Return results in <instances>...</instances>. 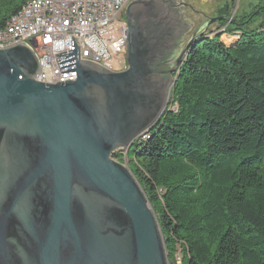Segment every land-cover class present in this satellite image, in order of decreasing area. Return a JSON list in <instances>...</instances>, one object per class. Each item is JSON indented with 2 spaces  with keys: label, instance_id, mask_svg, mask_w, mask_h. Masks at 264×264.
I'll return each instance as SVG.
<instances>
[{
  "label": "water",
  "instance_id": "1",
  "mask_svg": "<svg viewBox=\"0 0 264 264\" xmlns=\"http://www.w3.org/2000/svg\"><path fill=\"white\" fill-rule=\"evenodd\" d=\"M183 6L127 5L120 71L79 62L71 36V50L55 55L61 73L77 78L42 83L26 43L0 48V264H170L143 189L113 154L158 123L203 33L183 44Z\"/></svg>",
  "mask_w": 264,
  "mask_h": 264
},
{
  "label": "trees",
  "instance_id": "2",
  "mask_svg": "<svg viewBox=\"0 0 264 264\" xmlns=\"http://www.w3.org/2000/svg\"><path fill=\"white\" fill-rule=\"evenodd\" d=\"M27 1L0 0V28ZM212 24L234 38L197 35L158 123L113 158L143 189L170 264H264V1Z\"/></svg>",
  "mask_w": 264,
  "mask_h": 264
},
{
  "label": "built area",
  "instance_id": "3",
  "mask_svg": "<svg viewBox=\"0 0 264 264\" xmlns=\"http://www.w3.org/2000/svg\"><path fill=\"white\" fill-rule=\"evenodd\" d=\"M131 1L28 0L0 28V48L24 42L39 60L41 73L36 79L48 84L73 81L76 70L61 73L55 54L71 50L73 36L79 46V62L85 59L104 66L115 55L126 56V24H121L116 36L111 33Z\"/></svg>",
  "mask_w": 264,
  "mask_h": 264
},
{
  "label": "rangeland",
  "instance_id": "4",
  "mask_svg": "<svg viewBox=\"0 0 264 264\" xmlns=\"http://www.w3.org/2000/svg\"><path fill=\"white\" fill-rule=\"evenodd\" d=\"M262 1L264 0H234V5L231 6V10L222 16H224V18H230L229 20H231L235 14L238 17L243 13L251 12L252 7ZM182 3L185 5L182 8L183 18L189 23L187 32L185 31L186 33H184L183 36L184 44L190 36L198 32H204L206 28L208 29V27H206L208 19L218 16L219 8L224 5L225 0H182ZM123 13L124 12L116 19V21H118L116 23V30L111 33V36H116L120 33L121 24H125V16ZM209 27L212 31L219 32L221 34V39L226 43L234 38L232 35L224 32V28L219 29L217 25L213 24ZM104 66L113 71L123 70L127 67V57L122 54L115 55L105 60ZM121 152L125 159V151Z\"/></svg>",
  "mask_w": 264,
  "mask_h": 264
},
{
  "label": "flooded vegetation",
  "instance_id": "5",
  "mask_svg": "<svg viewBox=\"0 0 264 264\" xmlns=\"http://www.w3.org/2000/svg\"><path fill=\"white\" fill-rule=\"evenodd\" d=\"M182 1V0H181ZM182 5H183V3H182ZM125 10H126V8H125ZM125 10L123 11L124 13V16H125ZM125 24H126V18H125ZM127 27V26H126ZM127 29V28H126ZM127 36H128V31H127Z\"/></svg>",
  "mask_w": 264,
  "mask_h": 264
}]
</instances>
